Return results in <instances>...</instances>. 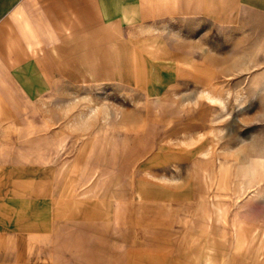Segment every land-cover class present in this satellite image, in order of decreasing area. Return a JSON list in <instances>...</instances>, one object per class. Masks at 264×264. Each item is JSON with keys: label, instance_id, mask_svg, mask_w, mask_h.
I'll list each match as a JSON object with an SVG mask.
<instances>
[{"label": "rangeland", "instance_id": "obj_1", "mask_svg": "<svg viewBox=\"0 0 264 264\" xmlns=\"http://www.w3.org/2000/svg\"><path fill=\"white\" fill-rule=\"evenodd\" d=\"M252 19L127 30L124 79L68 80L37 98L35 137L20 134L16 151L35 158L38 193L52 185V214L114 202L118 235L125 207L162 227L180 214L173 202L197 201L182 212L188 239L148 241L140 262L264 264V28L253 31ZM20 164L22 187L32 171ZM156 229L145 233L173 236ZM10 260L0 248V264Z\"/></svg>", "mask_w": 264, "mask_h": 264}, {"label": "crops", "instance_id": "obj_2", "mask_svg": "<svg viewBox=\"0 0 264 264\" xmlns=\"http://www.w3.org/2000/svg\"><path fill=\"white\" fill-rule=\"evenodd\" d=\"M246 14L252 15L253 31L264 28V0H0V248L11 253L3 264H143L148 241L188 239L182 235L191 224H185L182 212L197 201L173 202L180 214L162 227L132 217L125 207L118 235L114 202L103 212L98 202L78 200L74 217L53 215L52 185L36 191L35 158L20 159L15 142L20 134L35 137V100L58 84L124 79L117 64L126 62L121 51L131 41L127 30L147 32L165 25L161 21L179 30L181 20L198 18L236 28ZM25 129L28 133H21ZM21 162L32 171L31 182L28 178L22 187ZM37 212L43 215L36 217ZM149 225L173 236L147 235ZM221 225L217 232L223 236L227 228L222 231Z\"/></svg>", "mask_w": 264, "mask_h": 264}]
</instances>
